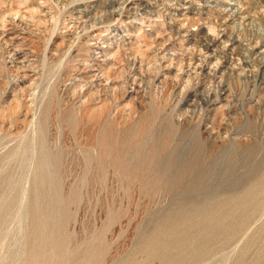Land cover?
<instances>
[{
  "label": "rangeland",
  "instance_id": "obj_1",
  "mask_svg": "<svg viewBox=\"0 0 264 264\" xmlns=\"http://www.w3.org/2000/svg\"><path fill=\"white\" fill-rule=\"evenodd\" d=\"M48 252L264 264V0H0V264Z\"/></svg>",
  "mask_w": 264,
  "mask_h": 264
},
{
  "label": "bare ground",
  "instance_id": "obj_2",
  "mask_svg": "<svg viewBox=\"0 0 264 264\" xmlns=\"http://www.w3.org/2000/svg\"><path fill=\"white\" fill-rule=\"evenodd\" d=\"M128 4V3H127ZM213 55V54H212ZM209 71V70H208ZM221 223V222H220ZM223 225V224H222ZM52 242H50L51 244ZM51 246V245H50ZM166 250V249H165ZM52 252V251H51ZM49 258H48V262L46 264H52L53 259L55 257V254L48 252ZM47 255V257H48ZM262 263V262H261ZM30 264H41V262L39 261V259H37L36 257L32 258V262Z\"/></svg>",
  "mask_w": 264,
  "mask_h": 264
}]
</instances>
